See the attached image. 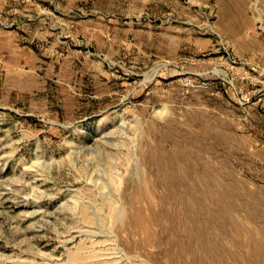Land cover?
<instances>
[{"label":"rangeland","instance_id":"1","mask_svg":"<svg viewBox=\"0 0 264 264\" xmlns=\"http://www.w3.org/2000/svg\"><path fill=\"white\" fill-rule=\"evenodd\" d=\"M0 264H264V0H0Z\"/></svg>","mask_w":264,"mask_h":264},{"label":"bare ground","instance_id":"2","mask_svg":"<svg viewBox=\"0 0 264 264\" xmlns=\"http://www.w3.org/2000/svg\"><path fill=\"white\" fill-rule=\"evenodd\" d=\"M114 210V209H113ZM115 212V211H114ZM112 213V212H111ZM120 213V212H119ZM112 215V214H111ZM113 216V215H112ZM116 216V215H115ZM116 218V217H115ZM113 219H114V217H113ZM116 220V219H115Z\"/></svg>","mask_w":264,"mask_h":264}]
</instances>
